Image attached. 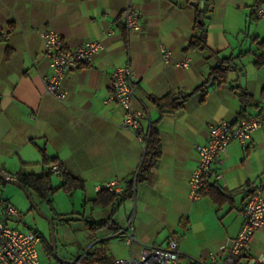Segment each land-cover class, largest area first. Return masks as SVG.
<instances>
[{"label":"crops","instance_id":"obj_1","mask_svg":"<svg viewBox=\"0 0 264 264\" xmlns=\"http://www.w3.org/2000/svg\"><path fill=\"white\" fill-rule=\"evenodd\" d=\"M129 1L141 14L140 31H127L120 22V12ZM209 1L207 42L215 55L186 49L196 8L204 0H0V28L8 33L7 38L0 37V172L12 177L21 171L41 174L50 163H57L62 173L82 179L83 189L71 194L84 192L90 214L97 209L98 220L112 219L114 203H108L107 191L99 190L110 180L125 190L145 153L135 133L122 126L123 109L116 102L104 103L111 92L112 69L129 64L135 78L132 107L144 113L142 131L151 126L157 131L161 155L145 178L134 183V198L123 207L129 212L133 204V229L137 238L144 239L169 218L187 230L192 219L203 214L198 231L210 243L190 258L210 262V254L239 231L246 185L255 181L264 189V125L246 144L231 141L220 160L211 164L207 185L226 196L218 203L210 196L213 189L191 205L188 202L189 178L198 161L195 145L206 142L211 123L264 112L260 93L264 65L254 64L256 54L264 53L259 45L264 18L254 15L264 0ZM47 29L56 31L68 48L89 40L102 43L88 64L64 77V100L44 88L43 77L50 67L39 32ZM107 30L112 32L106 34ZM162 46L170 52L168 62L161 58ZM226 57L235 59L228 65L226 81L218 83L212 72ZM185 59L188 65L182 66ZM197 87L181 108L162 116L150 99L167 93L177 97ZM241 89L252 97L244 109ZM96 198L99 203L93 202ZM205 208L213 213L212 219L205 217ZM125 223L123 217L112 231ZM112 231L102 238L111 239ZM134 243L128 249L132 256L148 245L138 239L132 249ZM259 253H264V227L245 246L243 258Z\"/></svg>","mask_w":264,"mask_h":264},{"label":"built area","instance_id":"obj_2","mask_svg":"<svg viewBox=\"0 0 264 264\" xmlns=\"http://www.w3.org/2000/svg\"><path fill=\"white\" fill-rule=\"evenodd\" d=\"M254 15L256 18H264V5L257 6ZM120 22L127 31L141 29V14L130 1L120 12ZM111 32L107 30L105 33ZM39 33L50 67L49 75L43 77L45 91L58 100H64L66 97V91L62 87L64 77L72 69L88 64L100 51L102 43L99 40H89L74 48H68L62 37L53 29ZM0 37H8V33L2 28H0ZM169 57V50L162 46V60L168 62ZM180 64L187 66L188 61L185 59ZM134 98L135 78L131 66L126 64L114 67L111 71V92L104 103L116 102L123 109L122 126L135 133L145 152L150 130L142 131L141 120L144 113L132 107ZM262 125H264V112L235 122L222 120L209 124L206 142L195 145L198 161L189 178L188 192L192 201L201 197L211 164L220 160L228 144L233 140L246 144L251 134ZM48 169L53 174L61 173L60 166L54 162L49 164ZM218 177H222V174H218ZM103 188L115 194L123 192V187L117 180L106 182ZM246 188L248 196L240 210L239 231L222 244L218 252L210 254V262L184 258L180 251L179 240L171 237L165 245H145L137 256L129 253L126 257L114 259V264H264V253L243 258L245 246L254 233L264 227V189L255 181L249 182ZM17 216H20V213L13 205L0 200V264H40L38 247L41 237L33 231L10 226L9 220ZM133 220L134 215H131L123 227L114 229L108 237L115 238L119 242L123 241L129 251L132 243L138 242L133 231ZM81 257L75 261L80 263Z\"/></svg>","mask_w":264,"mask_h":264},{"label":"rangeland","instance_id":"obj_3","mask_svg":"<svg viewBox=\"0 0 264 264\" xmlns=\"http://www.w3.org/2000/svg\"><path fill=\"white\" fill-rule=\"evenodd\" d=\"M61 181V177L51 174L53 187L58 186ZM28 192L31 194L33 202L41 214L32 206L26 191L13 184L0 182V200L10 203L20 213V216L10 219L8 224L21 230L33 231L41 237V240L43 238L46 241L45 243H50L49 220L51 219L55 231L56 254L59 258L75 261L80 256L85 255L89 248L90 251H93L100 246L112 261L116 258L128 256V248L123 243L115 238L107 239L102 237L112 231V225L114 226L118 222L121 223L123 217H126L127 220L131 215L135 216L133 204L129 212L125 211L123 204L119 206L115 213L112 214L113 224L106 228L90 231L86 228L82 219L96 222L101 216L97 209L93 214H90V206H84L85 196L82 190H78L72 195L71 193H66L63 189H59L51 192L50 202L43 201L32 190ZM133 198L134 196L127 199L133 200ZM127 199L123 202L127 201ZM188 202L191 205L193 201L189 198ZM204 213L205 217L209 218V220L212 219L213 213H211L210 209L205 208ZM83 214L85 217H83ZM200 216H203V214H197V217L192 219V225L187 230H185L182 222L169 218L168 222L160 223L155 229L153 228L152 231H149L147 239L141 238L139 235L137 239L143 244L162 245L167 239L176 236L180 241L181 250L185 251L188 258L197 257L196 254H198L200 247L210 243V241L205 240L203 233L198 231ZM214 224L217 227L216 221ZM133 228H135L134 225ZM133 231L136 233L134 229ZM101 238L102 240L98 241ZM136 244L137 242L133 244L132 249H135ZM38 250L40 264H59L53 253L47 251L42 242L39 244Z\"/></svg>","mask_w":264,"mask_h":264},{"label":"trees","instance_id":"obj_4","mask_svg":"<svg viewBox=\"0 0 264 264\" xmlns=\"http://www.w3.org/2000/svg\"><path fill=\"white\" fill-rule=\"evenodd\" d=\"M210 6L209 0H204V3L199 8H196L195 20L193 25V34L189 37L186 49H200V50H209L211 55H215L216 52L213 51L207 42V24H206V16L208 14V9ZM260 46H264V39L259 42ZM234 57H226L222 58L219 61V64L216 68H214L213 72L215 74L218 83H223L227 79L228 65L231 61H233ZM254 64L257 67L264 65V53L256 54ZM200 87V86H199ZM199 87L195 88L192 92L179 95L177 97L173 96L170 93H167L161 97H150L153 103H155L159 109V113L162 116L165 113L173 112L182 107L185 100L192 95ZM260 93L264 96V86H262ZM239 100L242 103V109H244L245 104L252 100L251 95L246 93L244 90L239 91ZM161 155V144L160 139L157 134V131L153 126H151L149 131V137L147 142V147L144 153L143 161L135 175L133 181H129L126 185L125 190H123L120 194H115L109 192L105 188H101V191H107L108 193V203L113 202V212L118 209V207L123 203V201L127 198L133 197V187L134 183L140 180H143L153 165L154 161L157 160ZM51 172L49 169L45 170L41 174H33V173H25L18 172L13 178L21 185H24L27 189L34 191L40 199L43 201L50 202V194L51 192L57 191L59 189H63L66 193H72L77 189H83L84 184L82 179L77 176H73L67 173H61L62 183L54 188L51 183ZM0 182L6 183L4 180L0 179ZM206 183L204 188L202 189L201 196L213 189V193H211V198L215 203L222 201L225 199V195L221 194L214 186L210 189ZM93 202L99 203L98 198L94 199ZM112 212V214H113ZM90 231H94L99 228L107 227L112 223V219L109 217L107 219L98 220L96 222H90L86 219H82ZM113 226V225H112ZM41 242L45 245L46 250L50 253L52 252V247L50 243H45L46 241L42 238ZM90 249V248H89ZM88 249L87 253L83 255L80 259L81 264H114V261L110 259L104 252V249L100 246L90 251ZM62 264V263H59Z\"/></svg>","mask_w":264,"mask_h":264},{"label":"water","instance_id":"obj_5","mask_svg":"<svg viewBox=\"0 0 264 264\" xmlns=\"http://www.w3.org/2000/svg\"><path fill=\"white\" fill-rule=\"evenodd\" d=\"M194 6H197L196 3H193ZM202 5V4H201ZM211 10V8H210ZM210 16L207 15V18H209ZM241 82L243 84V78L241 79ZM0 179L4 180L5 182L7 183H10V184H13L21 189H23L24 191H26L28 197L30 198V202L32 203V206L37 210V212L39 214L40 211L39 209L37 208L36 204H34L33 202V199L31 197V194L28 192L29 190L24 186V185H21L19 184L14 178H12V176H10V174L8 173H4V172H0ZM49 224H50V245L52 247V252H53V255L55 257V259L59 262V263H62V264H81V263H77L76 261H71V260H64V259H61L57 256L56 254V240H55V231H54V225H53V221L50 219L49 220ZM100 241V240H98ZM97 264V263H95Z\"/></svg>","mask_w":264,"mask_h":264}]
</instances>
